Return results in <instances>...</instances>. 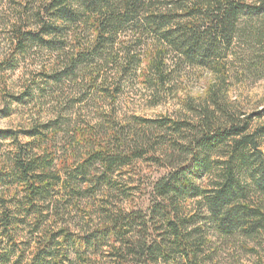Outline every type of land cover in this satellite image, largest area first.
Segmentation results:
<instances>
[{"label":"trees","instance_id":"trees-1","mask_svg":"<svg viewBox=\"0 0 264 264\" xmlns=\"http://www.w3.org/2000/svg\"><path fill=\"white\" fill-rule=\"evenodd\" d=\"M9 1L18 9L10 27L12 60L40 47L48 66L40 70L45 84L9 95L8 104L48 94L58 108L48 120L0 130L13 142L0 165V195H6L0 196V264H210L214 258L205 253L212 239L264 232V122L236 111L224 88L226 49L264 0ZM126 30L155 37L142 60L143 69L158 75L155 83L163 86L168 60L211 73L203 94L184 100V112L116 122L122 89L115 80L134 58L131 46L116 43ZM79 73L87 88L75 100L97 102L100 111L89 122L62 112L74 99L61 86ZM138 161L164 170L149 183L145 210L104 206L94 225L81 224L88 218L81 199L98 192L108 200L115 172ZM12 190L21 200L9 206ZM27 219L29 260L16 242ZM252 264H264V253Z\"/></svg>","mask_w":264,"mask_h":264},{"label":"rangeland","instance_id":"rangeland-1","mask_svg":"<svg viewBox=\"0 0 264 264\" xmlns=\"http://www.w3.org/2000/svg\"><path fill=\"white\" fill-rule=\"evenodd\" d=\"M13 6L15 5L9 0H0V61L3 58L6 59L2 70H0V130H18L26 126L29 120L36 121L38 118L41 121L48 120L50 116H53V108H58L53 103V98L48 94L43 96L36 94V99L33 102L18 107L8 104L9 95L21 93L30 84L39 88L47 80L44 78L43 81V75L40 73L41 67L48 66V52L40 47H32L22 57H18L17 61L12 60L9 51L10 27L18 10ZM241 23L240 29L237 31L238 35L235 36L231 46L226 49L228 77L225 80L224 88L227 90V99L236 106V111L244 114L256 113L253 116V121L264 122V42L262 41L264 39V8L259 10V13L253 18L242 20ZM137 34L133 35L129 30H126V33H121L116 40V43L131 46L130 54L134 56L129 71L119 80H115L120 83L122 89L119 100L114 104L116 122L131 121L133 116L156 119L160 116H176L184 112L182 111L184 100L189 96L196 100L203 94L205 87L213 79L211 73L196 64L179 62L174 64L175 61L168 60L166 61L167 66L164 68L163 86L155 83L152 80L157 79L158 75H153L152 70L143 69L144 61L142 60H145L146 47L156 39L152 35L145 34L139 37ZM173 55L171 53V56ZM87 69L89 70L90 67ZM81 77L80 73L77 77L71 76L61 86H64V90L69 92L70 99H74L71 103H67L69 105L64 107L65 110L62 112L70 117L80 116L82 121L89 122L97 117L100 111L96 109L97 102L94 104L88 103V101L77 103L75 100L78 96H75L77 91L81 90L80 93L84 94L87 88L86 81H83ZM145 78L150 81L145 82ZM112 82L113 80H111ZM100 106L104 107L102 103ZM63 133L59 131L57 134L58 145L62 141ZM12 143L11 139L0 137V165L12 149ZM163 172V169L143 161L134 162L119 169L113 177L117 182L116 189L109 193L108 200H102V196L98 192L93 194L91 200L89 198L81 199L80 208L88 216V218L80 219L81 224L91 221L94 225L98 213L104 206L112 210H130L131 208H144L145 210L152 198L148 188L149 183ZM132 186H135L134 189ZM14 190L7 198L10 201L9 206H13L21 200L20 197L12 198V196L20 194ZM0 196L6 198L5 192ZM188 206L191 208L192 202ZM31 223L27 219L26 223L20 224L16 237V242H21L25 250L24 254L27 260H29V253L26 247L30 240V228L33 226ZM45 224L46 219H43L39 224L40 229L36 233L41 232ZM98 253L101 254V252ZM263 253L264 232H260L250 238H233L226 242L214 238L211 251L207 248L205 254H211V257L214 258L212 260L214 263L210 264H252ZM211 257L207 258L211 260ZM70 258L73 256L71 255Z\"/></svg>","mask_w":264,"mask_h":264}]
</instances>
